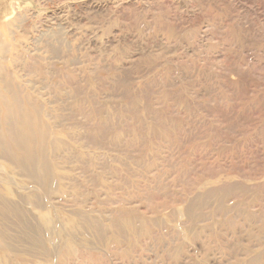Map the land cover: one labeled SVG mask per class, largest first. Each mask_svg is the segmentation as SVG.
I'll use <instances>...</instances> for the list:
<instances>
[{
  "label": "rangeland",
  "instance_id": "1",
  "mask_svg": "<svg viewBox=\"0 0 264 264\" xmlns=\"http://www.w3.org/2000/svg\"><path fill=\"white\" fill-rule=\"evenodd\" d=\"M22 1L67 47L18 74L56 140L0 168V264H264V0Z\"/></svg>",
  "mask_w": 264,
  "mask_h": 264
},
{
  "label": "bare ground",
  "instance_id": "2",
  "mask_svg": "<svg viewBox=\"0 0 264 264\" xmlns=\"http://www.w3.org/2000/svg\"><path fill=\"white\" fill-rule=\"evenodd\" d=\"M28 5L27 2L22 0H0V168L8 166L14 173L17 171V176L21 178L25 177V175L30 172L37 175L48 172L47 167L42 165L44 157L48 154L47 148L42 146V149L36 150L33 153L32 150L38 146L37 144L47 145V141L51 143L53 139L56 140V138L52 136L51 133H48V127L44 119L45 115L48 114L43 112L42 107L38 104H34L29 98L23 96V83L21 84L19 82L18 74L27 63V60L35 61L37 57L40 58L39 56L43 53L40 48L43 38H49L53 34V36L56 37L60 32L53 31V29L62 26V24H58V22H52L54 17L50 15L51 21L49 24H51V26H46V31L38 28L37 30L35 29L32 34H28L26 31L32 28H29V25H31L29 23H33L32 19H34L35 16L29 8H26ZM20 21L28 24L20 23ZM60 35L63 41L61 38L56 37L62 42V45L60 43V47H67L64 43L67 39H65L61 33ZM54 47L55 46L48 45V52L52 56L51 58L57 60L53 62V65L57 63L62 64V62L59 61L62 57H57V55L53 57L54 51H57ZM3 101L4 103H1ZM50 159L51 156L49 155L48 161H50ZM25 160L35 161L40 165L33 166L31 164L29 167V165L25 163ZM4 170L7 173L9 172L8 169ZM0 180L3 179L0 178ZM12 203L13 205L15 203L18 204L15 200H13ZM27 204L29 205L28 209L37 206L36 201H31ZM30 205L32 207H30ZM8 245L5 234L0 230V250L6 249V247L9 248ZM12 249L15 248L11 247L10 250ZM55 250L56 248L54 249V255L56 253ZM57 252L61 251L57 250Z\"/></svg>",
  "mask_w": 264,
  "mask_h": 264
}]
</instances>
